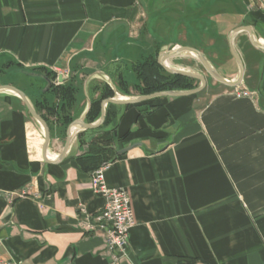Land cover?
<instances>
[{"label":"crops","instance_id":"1","mask_svg":"<svg viewBox=\"0 0 264 264\" xmlns=\"http://www.w3.org/2000/svg\"><path fill=\"white\" fill-rule=\"evenodd\" d=\"M241 27L250 33L233 40L239 85L217 82L182 54L165 64L204 76L201 92L155 99V110L105 107L102 125L120 138L105 183L128 193L135 221L127 256L115 259L85 227L104 205L76 163L93 130L60 158L68 126L88 124L105 86L112 98L140 96L133 67L178 48L235 81L228 36ZM251 35L264 45V0H0V88L24 93L50 136L45 150L21 99L0 89V264H264V51ZM56 83L75 89L59 114L68 126L47 111L61 104Z\"/></svg>","mask_w":264,"mask_h":264},{"label":"trees","instance_id":"2","mask_svg":"<svg viewBox=\"0 0 264 264\" xmlns=\"http://www.w3.org/2000/svg\"><path fill=\"white\" fill-rule=\"evenodd\" d=\"M133 71L139 81L137 92L140 96H147L165 91L193 90L195 88L193 84L194 81L188 78L166 74L155 59L134 66ZM47 76H49V74ZM55 78L56 77L53 76L52 80ZM115 81L119 88H121L126 95H129L125 83L122 80V76L119 75ZM95 90L97 91L98 89ZM51 91L61 104L59 106L50 107L47 111L49 115L54 116L63 126H68L72 120L65 115L61 116L59 114L61 111L66 112L74 103L75 89L71 86L51 85ZM113 96L114 94L108 86L103 87L101 95L91 101V106L86 116L88 124L94 123L100 117L101 102ZM153 101L155 100L142 104L146 105L149 110H155L157 105L152 104L151 102ZM42 119L47 121L45 118ZM87 134L92 135L88 144V156L78 158L76 163L82 170L92 173L101 167L107 166L118 157L114 147L116 143L120 141V138L115 132V129H107L106 125H102L99 129L88 131Z\"/></svg>","mask_w":264,"mask_h":264},{"label":"water","instance_id":"3","mask_svg":"<svg viewBox=\"0 0 264 264\" xmlns=\"http://www.w3.org/2000/svg\"><path fill=\"white\" fill-rule=\"evenodd\" d=\"M241 31H247L250 33L249 28L241 27V28H237V29L232 30L228 36L230 52H231V54H232V56L236 62L237 70H238L237 78L235 81L228 82V81L224 80L218 74V72L211 67V65L209 64L206 57L202 53L198 52L197 50L190 49V48H178V49L173 50L171 52L162 53L158 56V65L166 73L173 75V76H181V77H186V78L198 80L200 82V86L198 88H196L194 90H190V91H165V92L154 93V94L147 95V96H137V97L126 98V99L111 98V99H106V100L102 101L100 117L93 124H85V123H83L82 120H76V121H73L68 126L67 134H66V142H65V145L63 147V151L61 153L60 158L64 157V155L67 153L68 149L70 148L72 142L74 141L75 137L77 136V134L79 132H81L83 130H94V129L99 128L103 124V122L105 120V115H106L105 107L109 104L118 105V106L138 105V104L149 102V101H152V100H155L158 98H166V97L176 98V97H182V96L195 95L204 89V87L206 85V81H205L204 76L198 75L195 73L186 72V71H180V70L172 69L165 64L166 59L175 58V57L182 55V54H188V55L192 56L194 59H196L200 63V65L203 67L205 73L208 76H210L211 78H213L214 80H216L217 82L222 83V84H226L227 86H231V87H235V86L239 85L240 82L242 81V78L244 75V68H243L242 62H241V60H240V58H239V56H238V54L234 48L233 40H234V37L238 33H240ZM251 43L254 47L258 48L259 50L264 51V45L260 44L256 40H254L252 35H251ZM58 81L60 83L63 82L61 77L58 78ZM47 82H49V81L47 80ZM0 89L4 90V91L11 92L21 99V101L25 105V107H26L28 113L30 114V116L32 117V119L43 130L44 148L46 150L48 145H49V142H50L49 129H48V126L46 125V123L44 122V120L41 119V117L38 116V114L34 110V107H33L32 103L30 102L29 98L24 93H22L21 91L17 90L14 87H11V86L1 87ZM125 152H127V150H123L120 153H125Z\"/></svg>","mask_w":264,"mask_h":264},{"label":"built area","instance_id":"4","mask_svg":"<svg viewBox=\"0 0 264 264\" xmlns=\"http://www.w3.org/2000/svg\"><path fill=\"white\" fill-rule=\"evenodd\" d=\"M105 170L106 166L90 175L92 191L103 199L104 205L95 217H87L85 227L87 231L103 236L107 250L115 254V259L124 258L135 221L128 193L108 187L104 179Z\"/></svg>","mask_w":264,"mask_h":264},{"label":"rangeland","instance_id":"5","mask_svg":"<svg viewBox=\"0 0 264 264\" xmlns=\"http://www.w3.org/2000/svg\"><path fill=\"white\" fill-rule=\"evenodd\" d=\"M219 71H220L221 74H225V72H226V71H223V70H219ZM193 84H194L195 88L198 87V85H199L198 82H194ZM55 85H58V84L56 83ZM53 122L56 123V124L59 123V121L56 120V119H54ZM59 124H60L61 126H63V125L61 124V122H60Z\"/></svg>","mask_w":264,"mask_h":264}]
</instances>
